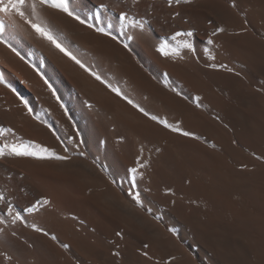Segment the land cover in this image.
Returning a JSON list of instances; mask_svg holds the SVG:
<instances>
[{
    "label": "bare ground",
    "instance_id": "1",
    "mask_svg": "<svg viewBox=\"0 0 264 264\" xmlns=\"http://www.w3.org/2000/svg\"><path fill=\"white\" fill-rule=\"evenodd\" d=\"M68 2L0 13V145L36 153L0 156V264H264V0Z\"/></svg>",
    "mask_w": 264,
    "mask_h": 264
},
{
    "label": "snow or ice",
    "instance_id": "2",
    "mask_svg": "<svg viewBox=\"0 0 264 264\" xmlns=\"http://www.w3.org/2000/svg\"><path fill=\"white\" fill-rule=\"evenodd\" d=\"M137 0H133V3H136ZM191 3L192 0H167L168 5L171 7L174 3L176 5H179L181 3ZM51 7L53 9H57L59 11H62L63 13L67 14L69 17H72L73 19L79 21V23L84 24L85 20L81 19L80 16L76 15L70 8H69V2L68 0H0V13H4V14H11V13H16L18 14L20 17H24L27 19L26 13L24 11L25 7H27L28 9H30V15L32 16H36L39 17V12L37 11L38 7ZM101 9H104L107 7V5L105 4H101L99 6ZM127 18V13L126 12H121L120 13V19H126ZM28 22L31 24V27L37 32L39 33L42 37L46 38L47 40H49L57 49H59L61 52H63L65 55L69 56L72 60H74L77 64H79L82 68L85 67L83 64H81L80 60H78L74 55H72L71 52H69L65 47L62 46L61 43L57 42V40L54 38V36L47 30L46 27H42L39 23H33L31 20H28ZM88 27H93L91 24L88 25ZM140 27H143V25L141 24ZM3 28V22L0 21V30H2ZM95 31L100 32V33H104L105 35H111V33L105 32V30L103 28H96ZM217 32L223 31L222 28H218L216 29ZM215 34V33H214ZM177 36L182 35L181 33H176ZM183 35H187V36H191L192 33L188 32L185 33ZM115 39V37H113ZM209 44H212L213 41L211 38H209L208 40ZM125 47H127V44L124 45ZM182 46L184 48H187L189 50H192V45L190 43H188L187 41L183 42ZM167 44H161L159 46V48L157 49V51H159L162 55L167 56L169 55V52L167 51ZM175 51V50H173ZM178 54V52H177ZM211 67H219V68H226V65H210ZM228 71H231V69H227ZM92 75H94L96 77L97 80H100L101 77L99 75H97L96 73H92ZM45 83H47V81H45ZM49 87L51 88V85H49ZM112 91L116 92L117 95H120V90L117 88H113ZM126 100H128L127 97H124ZM129 104H132L133 102L131 100H128ZM137 108H139V111L144 113L145 115H148L147 112H145L144 108L140 107L139 105H135ZM153 120H158V117L156 116H152L151 117ZM160 123L164 124L165 127H172L171 125L168 124V122L166 120H160ZM173 131H181L179 128H172ZM4 131L3 129H0V132ZM10 131V129L8 130ZM183 135L185 136H190L193 135L190 132H183ZM36 147L41 148L42 151L44 152H50L49 149L47 148H42L40 145H36ZM5 149H9L10 150V154H14L16 156H25V155H36L35 152H29L26 150V148L24 146H17V145H8V144H3L0 145V156H4L5 155ZM141 153L143 152V148H141ZM157 151H159V149H157ZM52 155H55L54 152H51ZM58 159H66V157H61L58 156ZM137 166L138 167H146L147 164L146 162L144 163H140L139 158L137 160ZM133 174H135L137 172V168L134 167L130 170ZM133 179H135V176H133ZM5 196L2 192H0V200H4ZM41 203V201H37L36 204L31 205L30 207L24 208L23 211L25 212H33L37 210V205H39ZM44 204H47L48 201L44 200L43 201ZM6 216H11V222L12 223H16L19 220H22V216L20 215V212H16L15 214H13V208L12 205L9 203L8 204V211L5 215L0 216V223H3L5 220ZM33 227H35V225H33ZM37 231H41V229L37 228ZM13 235H15V233H13ZM117 235H120V233H117ZM53 239H56L55 236L52 237ZM65 247H67V245H64ZM145 247H147V245H145ZM2 255H4L5 259L10 260L11 258L7 256L6 253H3ZM115 255H119V253H115ZM145 256H147V252L144 253Z\"/></svg>",
    "mask_w": 264,
    "mask_h": 264
}]
</instances>
